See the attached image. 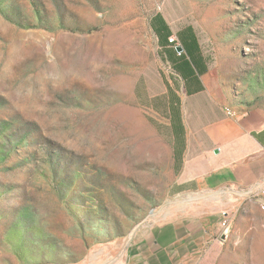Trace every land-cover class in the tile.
Listing matches in <instances>:
<instances>
[{
  "label": "rangeland",
  "instance_id": "obj_1",
  "mask_svg": "<svg viewBox=\"0 0 264 264\" xmlns=\"http://www.w3.org/2000/svg\"><path fill=\"white\" fill-rule=\"evenodd\" d=\"M187 1L217 100L264 119V0ZM166 2L0 0V264H264L253 202H170L167 104L145 85L154 17L183 18Z\"/></svg>",
  "mask_w": 264,
  "mask_h": 264
},
{
  "label": "crops",
  "instance_id": "obj_2",
  "mask_svg": "<svg viewBox=\"0 0 264 264\" xmlns=\"http://www.w3.org/2000/svg\"><path fill=\"white\" fill-rule=\"evenodd\" d=\"M189 11L187 0H167L169 18L182 21L171 28L164 14L154 17L158 49L145 72L148 95L167 104L177 175L170 202L185 196L186 213L207 214L214 211L209 199L229 194L237 205L249 200L264 213V119L230 115L217 100L211 87L215 49ZM169 206L161 207L170 213Z\"/></svg>",
  "mask_w": 264,
  "mask_h": 264
},
{
  "label": "built area",
  "instance_id": "obj_3",
  "mask_svg": "<svg viewBox=\"0 0 264 264\" xmlns=\"http://www.w3.org/2000/svg\"><path fill=\"white\" fill-rule=\"evenodd\" d=\"M171 41H174V38L172 37L171 38ZM230 115H233V112L231 111V110H229V112H228Z\"/></svg>",
  "mask_w": 264,
  "mask_h": 264
}]
</instances>
